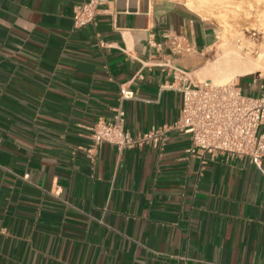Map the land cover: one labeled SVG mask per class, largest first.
<instances>
[{"label": "crops", "instance_id": "1", "mask_svg": "<svg viewBox=\"0 0 264 264\" xmlns=\"http://www.w3.org/2000/svg\"><path fill=\"white\" fill-rule=\"evenodd\" d=\"M84 1L0 0V264H264V161L188 153L164 88L175 68L202 80L217 24L182 0H101L75 27ZM121 103L133 136L169 130L93 161L89 127Z\"/></svg>", "mask_w": 264, "mask_h": 264}, {"label": "built area", "instance_id": "2", "mask_svg": "<svg viewBox=\"0 0 264 264\" xmlns=\"http://www.w3.org/2000/svg\"><path fill=\"white\" fill-rule=\"evenodd\" d=\"M101 3V0H88L76 4L75 27L95 23L101 13ZM171 44L182 48L175 38ZM173 76L174 81L164 88L176 89L182 94L180 117L172 128L190 136L191 146L187 152L197 155L203 163L208 155H223L248 158L260 167L264 161V94H246L234 81L216 84L208 79H194L190 72L179 68L174 69ZM135 97L134 91L121 89L122 100ZM89 130L92 145L86 151L94 161L103 143L116 145L119 150L145 143L156 146L165 138L169 127L153 128L133 136L125 127V110L121 103L110 120H99ZM19 177L29 180L30 174Z\"/></svg>", "mask_w": 264, "mask_h": 264}, {"label": "rangeland", "instance_id": "3", "mask_svg": "<svg viewBox=\"0 0 264 264\" xmlns=\"http://www.w3.org/2000/svg\"><path fill=\"white\" fill-rule=\"evenodd\" d=\"M182 1L189 7L193 6L191 8L197 9L203 17L208 18L218 26L217 43L209 54L210 61L207 69H210L217 62H222L226 48L240 47L238 49H241L243 56L248 54L255 57L258 52H264V0H203L204 6L201 4L202 0ZM205 6L207 10L204 9ZM222 34L227 36V41H223ZM261 74L255 73L250 74V76L264 77V74ZM208 77L212 78L213 76H206L205 73L199 75L202 80H206ZM238 78L240 77H236L232 81L236 82ZM247 80L244 79L241 82L243 88H247Z\"/></svg>", "mask_w": 264, "mask_h": 264}, {"label": "bare ground", "instance_id": "4", "mask_svg": "<svg viewBox=\"0 0 264 264\" xmlns=\"http://www.w3.org/2000/svg\"><path fill=\"white\" fill-rule=\"evenodd\" d=\"M203 2L204 1L202 0L201 4ZM202 5L204 6V4ZM206 8L207 7L205 6L204 9ZM224 32L225 31H223V33ZM226 37L227 36H225V34H222L223 41H227ZM238 48H230V49L226 48L225 54L222 57L223 59L222 62L221 61L220 63L217 62L210 69L207 70V73L205 72L207 76L208 75L213 76L212 78L209 77L208 80L213 79V82H215L216 84H224L226 82H231L234 78L236 79V77H242L255 73H262L261 75L264 74V52L263 51L258 52L255 57L248 54L243 56L240 51L241 49Z\"/></svg>", "mask_w": 264, "mask_h": 264}]
</instances>
